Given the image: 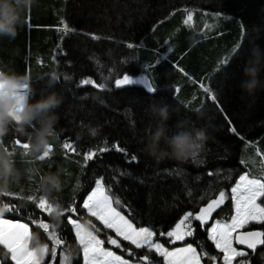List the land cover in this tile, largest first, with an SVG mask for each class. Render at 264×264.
<instances>
[{
  "label": "trees",
  "instance_id": "16d2710c",
  "mask_svg": "<svg viewBox=\"0 0 264 264\" xmlns=\"http://www.w3.org/2000/svg\"><path fill=\"white\" fill-rule=\"evenodd\" d=\"M188 11L193 14L191 27L183 23ZM25 21L14 40L0 38V69L29 74L28 102L55 91L63 97V103L56 109L60 120L56 126L58 134L51 140L50 157L40 161L38 154L29 151L23 156L19 150L12 156L21 179L19 184L10 185L11 195H0V201L14 209L3 218L29 223L31 232L39 234L50 252L52 242L30 223L29 217L43 219L49 225L52 217L41 213L26 197L43 195L50 203H61L64 215L55 231L65 243L57 248L56 261L48 254L44 264H59L62 252L71 254L72 264H82L80 247L68 219H78L80 223L90 220L100 228L102 239L106 240L105 233L113 235L82 208L95 180L103 177L106 187L112 185L113 193L122 199L124 213L137 226H151L156 231V242L170 248L192 243L198 251L203 247L217 256L215 261L202 259V264H222V254L207 238L208 226L201 227L194 221V236L175 244L160 233L172 230L188 212L199 214V209L217 198L219 191L229 192L244 171L259 173L256 150L264 152V90H258L251 98L241 91L240 83L249 50L254 45L264 49V0H34L25 13ZM62 21L77 31L65 35ZM93 34L101 39H93ZM194 34L198 42L192 46L190 37ZM128 43L135 47L129 49ZM237 45L240 47L233 52ZM53 70L58 71L60 78L49 87V73ZM124 74L139 76V80L147 77L157 91L149 93L142 82L116 89L115 79ZM85 78H92L104 88L80 85ZM260 78L264 81V72ZM201 84L210 92L205 93ZM176 88L180 91L176 92ZM212 94L216 95V102L211 101ZM153 99L174 109L168 121L169 135L176 131L178 119L190 121L192 156L157 164L145 155L147 130L155 127V120L147 111ZM33 126L38 128V121H33ZM232 127L235 133L230 131ZM205 128L206 140L198 135ZM32 132V127L23 134L9 127L0 138V145L11 150L17 138L30 143ZM66 139L76 144L79 155L62 149ZM104 141L109 147L119 142L129 156H137V162L128 163L124 153L115 150L85 162V152L103 147ZM210 171L218 175L209 176ZM48 172L59 173L60 191L49 194L41 190L40 177ZM189 191L191 197L187 195ZM74 203L77 212H65ZM228 215H232V207L226 202L213 220ZM251 227L264 230L262 225ZM105 246L110 247L107 242ZM113 250L127 259H136L119 249ZM135 252L137 257L145 254L143 249ZM0 253L4 264H13L5 250L0 249ZM153 259L162 264L155 254ZM252 264H261V260L253 257Z\"/></svg>",
  "mask_w": 264,
  "mask_h": 264
},
{
  "label": "snow or ice",
  "instance_id": "6c2138e0",
  "mask_svg": "<svg viewBox=\"0 0 264 264\" xmlns=\"http://www.w3.org/2000/svg\"><path fill=\"white\" fill-rule=\"evenodd\" d=\"M192 22L193 14L191 11H188L187 18L184 19L183 23L191 27ZM61 23L63 24L65 35L77 31L74 27H70L69 22L62 21ZM57 31H60V29L57 28ZM178 31L179 29H177ZM92 38L95 40L101 39V37L95 34L92 35ZM127 47L132 49L135 45L128 43ZM239 47L240 45H237L233 49V52H236ZM168 51H171V48ZM53 59L55 60L56 57L54 56ZM224 63H227V60ZM180 71L184 72V69L180 68ZM184 74L188 76L187 72H184ZM138 82L147 85L149 93L157 91L147 77H142L138 81L129 74H124L122 78H116L114 86L116 89H121ZM80 85H93L97 88H104L103 84H97L92 78L82 79ZM201 87L205 93L210 92V89L204 87L203 84H201ZM29 91V89H25V99L28 98ZM175 91L179 92L180 88H176ZM210 99L213 102L217 101L215 94H212ZM9 127L15 132H19L15 123ZM230 131L235 133L236 129L232 127ZM92 135H96L94 130ZM103 143V147L96 150L90 149L85 152V162L92 161L97 156L110 150L124 153L128 163L137 162V156L135 154L129 156L127 149L121 147L119 142L113 143L110 147L107 141ZM61 147L76 155L80 154L76 144L67 139L62 142ZM5 148L12 156L18 150V154L20 155L27 156L29 154V143L23 142L20 138L14 140V147L11 150L8 147ZM52 152L53 145H51V154ZM50 155L46 158H49ZM256 155L260 157L258 174H253L252 171H244L243 174L239 175L230 192L225 190L219 191L217 198L211 199L206 206L199 209V214L188 212L175 224L172 230L166 233L161 232L160 235H166L172 244L193 237V222H199L201 227L208 225L209 221L213 218V214L217 210H220L230 199L234 205L235 214L225 216L223 219H216L208 228V240L222 254V264H252L253 257H258L261 260V264H264V251H261V249H264V230H245L252 224L264 225V152H261L257 148ZM240 163L242 165L245 164V159L242 158ZM121 175H124V173H121ZM208 175L214 176L218 174L210 171ZM114 179L116 178L114 177ZM116 182L118 183L119 180L117 179ZM4 195L8 196L11 193H5ZM187 195L191 197L192 192L189 191ZM26 199L34 202L35 207L41 210V213H46L51 217V203L48 198L43 195L36 196L30 194ZM200 199H204V196H201ZM7 206L9 212L14 210L12 206L8 204ZM124 207L122 199L113 193L112 185L106 187L103 177L95 180V186L83 201L82 208L86 210L87 215L94 217L103 226V229L114 233V236L105 233L106 240L102 239L99 235L101 230L95 224H91L90 230H84L82 223L78 222V219L70 218L68 222L73 227L75 238L82 249L83 264H159V262L153 259V253L162 258V264H201L204 258L217 260V256L209 254L203 247L198 251L197 246H193L192 243H188L183 247H174L170 250L163 243L155 242L156 231L151 226H137L133 218L124 213ZM65 212L75 214L77 212L75 203L73 206L65 209ZM62 215H64V212ZM29 220L31 224L36 225L38 229L47 234V239L52 242L51 258L55 262L57 248L63 245L65 240L56 231H50L49 223H46L43 219L30 216ZM31 234L29 223L14 222L11 219H5L3 216H0V249L6 250L8 258H10L13 264H44V260H39L28 247L26 237H29ZM106 242L110 247L105 246ZM122 242H127L128 245L134 246V249L125 247ZM45 245L47 256L49 246L47 243ZM238 246L242 247L238 248ZM113 249H119L121 252L126 253L128 257H135L136 259L135 261L127 259L123 255L117 254ZM138 249L145 250V254L137 257L135 250ZM61 257L59 264H72L70 253L62 252ZM0 264H4L3 259H0Z\"/></svg>",
  "mask_w": 264,
  "mask_h": 264
},
{
  "label": "clouds",
  "instance_id": "9594fccd",
  "mask_svg": "<svg viewBox=\"0 0 264 264\" xmlns=\"http://www.w3.org/2000/svg\"><path fill=\"white\" fill-rule=\"evenodd\" d=\"M34 0H0V38L7 37L14 40L18 35V28L25 21V13L33 5ZM194 34L190 37L192 46L198 42ZM244 79L240 88L248 97L254 98L258 90H264V81L261 73L264 72V49L254 45L249 50V56L244 67ZM60 78L57 70L49 73V87L55 85ZM30 76L27 72H6L0 69V138L9 131V126L15 123L17 130L23 134L29 127L33 128L29 151L43 160L51 154V140L58 134L57 124L60 116L56 109L63 103V97L55 91L48 93L35 102H28L24 97L25 89L30 88ZM147 111L155 120V127L149 128L145 137L144 153L157 164L164 160L182 161L191 154L193 141L187 119H178L175 124L176 131L169 135L168 121L174 109L166 103L152 100ZM203 118L202 113H198ZM33 121H38L39 127L34 128ZM62 131V130H61ZM198 135L207 139V129H201ZM20 171L15 167L12 154L0 145V195L8 193L10 185L19 184ZM39 186L46 193L60 191L62 182L58 172H48L40 177ZM8 211L7 203L0 201V216ZM64 212L59 202L51 203L50 215L53 223L50 227L55 231L59 227ZM84 230H90L91 221L82 223ZM29 249L35 256L43 261L46 256V245L40 240L38 233L26 237Z\"/></svg>",
  "mask_w": 264,
  "mask_h": 264
},
{
  "label": "rangeland",
  "instance_id": "374dc122",
  "mask_svg": "<svg viewBox=\"0 0 264 264\" xmlns=\"http://www.w3.org/2000/svg\"><path fill=\"white\" fill-rule=\"evenodd\" d=\"M139 76H137V77H134V79H137ZM137 80H139V79H137ZM146 87H147V85H146ZM193 154L191 153L190 154V156H192ZM195 155V154H194ZM235 184V183H234ZM234 184H233V186H234ZM94 186H95V184H94ZM94 186L92 187V189L94 188ZM232 186V187H233ZM91 189V190H92ZM231 189V188H230ZM91 192V191H90ZM90 192L88 193V194H90ZM230 192V191H229ZM87 194V195H88ZM87 197V196H86ZM86 197H85V199H86ZM84 199V200H85ZM227 202H229L230 203V205H231V207H232V215H234L235 214V210H234V205H233V203H232V201L229 199ZM82 205H83V203H82ZM85 213H86V210H85ZM87 214V213H86ZM89 216V215H88ZM91 219H93L96 223H98L100 226H102L98 221H96L95 220V218L94 217H91V216H89ZM70 219V218H69ZM69 219H68V221H69ZM72 219V218H71ZM14 222H16V221H14ZM215 222V220H213L212 222H211V224L212 223H214ZM211 224H210V226H211ZM253 225H257V224H253ZM71 226V225H70ZM209 226V227H210ZM262 226H264V225H262ZM103 227V226H102ZM208 227V228H209ZM71 229H72V232H73V234H74V236H75V231H74V229H73V227L71 226ZM110 231V230H109ZM111 232V231H110ZM112 233V232H111ZM113 234V236H114V233H112ZM167 237V236H166ZM207 238H208V229H207ZM75 240H76V238H75ZM155 240V239H154ZM210 241V240H209ZM76 242H77V244L79 245V242H78V240H76ZM156 242V241H155ZM178 243H181L180 241H177ZM211 242V241H210ZM125 243H127V242H125ZM169 243L170 244H172L170 241H169ZM128 244V243H127ZM211 244L213 245V243L211 242ZM183 246H186V245H184L183 243H182V245H179V246H177V247H183ZM214 246V245H213ZM79 247H80V245H79ZM132 247H134V246H132ZM166 247H168V246H166ZM214 248H215V246H214ZM169 249L171 250L172 248H170L169 247ZM80 251H81V259H82V264H83V253H82V249H81V247H80ZM5 252H6V250H5ZM51 252L52 251H50V252H48V254L51 256ZM154 254V253H153ZM8 255V254H7ZM158 257V256H157ZM59 258H62L61 257V254L59 255ZM10 259V258H9ZM57 259V258H56ZM162 259V258H161ZM12 262V261H11ZM13 263V262H12ZM202 264V263H201Z\"/></svg>",
  "mask_w": 264,
  "mask_h": 264
},
{
  "label": "flooded vegetation",
  "instance_id": "af4514ba",
  "mask_svg": "<svg viewBox=\"0 0 264 264\" xmlns=\"http://www.w3.org/2000/svg\"><path fill=\"white\" fill-rule=\"evenodd\" d=\"M253 225V224H252ZM245 230H262L261 228H259V227H249V228H247V229H245Z\"/></svg>",
  "mask_w": 264,
  "mask_h": 264
},
{
  "label": "water",
  "instance_id": "95a60500",
  "mask_svg": "<svg viewBox=\"0 0 264 264\" xmlns=\"http://www.w3.org/2000/svg\"><path fill=\"white\" fill-rule=\"evenodd\" d=\"M215 213H216V212H215ZM215 213H214V214H215ZM214 214H213V216H214ZM212 221H213V218H212V220L209 221V224H208V225H210ZM208 225H205V226H208ZM239 247H242V246H238V248H239Z\"/></svg>",
  "mask_w": 264,
  "mask_h": 264
},
{
  "label": "bare ground",
  "instance_id": "6f19581e",
  "mask_svg": "<svg viewBox=\"0 0 264 264\" xmlns=\"http://www.w3.org/2000/svg\"><path fill=\"white\" fill-rule=\"evenodd\" d=\"M208 84V82L206 83V85Z\"/></svg>",
  "mask_w": 264,
  "mask_h": 264
}]
</instances>
